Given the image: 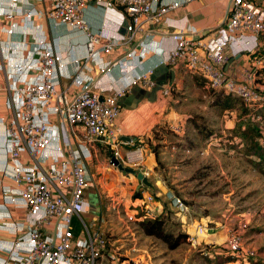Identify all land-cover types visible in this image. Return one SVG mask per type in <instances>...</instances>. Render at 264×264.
Wrapping results in <instances>:
<instances>
[{"label": "built area", "instance_id": "2783aa9c", "mask_svg": "<svg viewBox=\"0 0 264 264\" xmlns=\"http://www.w3.org/2000/svg\"><path fill=\"white\" fill-rule=\"evenodd\" d=\"M23 1V5L10 0L0 6V15L20 14L28 19L39 15L57 25H69L84 35V53L66 61L67 49L60 50L46 38L23 39V47L7 45L5 55L0 52V72L5 73L0 78V264H97L110 254L109 239L101 227L90 229L83 217L92 186L87 164L100 147L110 151L109 166H115L112 157L123 165L143 162L141 148H126L137 137L122 139L116 129L119 99L141 82L153 83L150 76L159 65L182 63L188 72L201 76L209 89L238 96L250 108L262 105L264 73L257 70L264 66V57L253 56L239 77L227 76L223 66L230 59V43L247 35L264 39V8L259 0H229L216 38L203 40L200 34L209 29L200 31L193 25L168 33L172 46L165 57L146 67L144 59L162 47L163 39L154 49L132 48L124 53L121 44L141 37L146 22L158 21L195 0H93L126 14V35L116 40L106 39L103 29L93 31L86 23L83 13L91 0ZM27 3L33 7L27 8ZM142 44L140 40L138 46ZM116 51L120 54L111 56ZM69 63L76 67L72 88L59 89L60 71ZM83 69L94 75L83 74ZM104 87L108 94L102 93ZM171 90L169 84L161 93L166 96ZM183 127L179 122L169 125L175 133H182ZM154 199L147 194L132 206L127 220L153 219ZM173 203L181 215L187 213L183 199L175 197ZM247 225L243 220L226 239V249L238 264L255 256L253 249L243 246ZM204 232L205 226L198 225L187 241L199 244ZM121 264L149 263L138 255Z\"/></svg>", "mask_w": 264, "mask_h": 264}, {"label": "rangeland", "instance_id": "374dc122", "mask_svg": "<svg viewBox=\"0 0 264 264\" xmlns=\"http://www.w3.org/2000/svg\"><path fill=\"white\" fill-rule=\"evenodd\" d=\"M65 49L71 48L67 46ZM191 90L186 87L185 91L178 92L180 95L184 92L185 95L179 97L175 104L177 109L182 114L191 111L204 113L213 121L218 132L226 135L227 128L234 126L235 115L229 117L228 114L217 116L211 113L206 108V99L200 100L197 91ZM179 120L185 122L183 117ZM164 124L169 129L168 123ZM154 128L147 137L153 136ZM147 137H143L141 145L135 143L126 147L131 150L141 148L143 162L124 166L143 172L150 182L157 181L165 191L159 197L162 204L165 201L163 216L167 219L168 229H174L175 232L188 230L187 225L180 220L181 214L174 203L169 208L167 205L168 200L180 197L196 212L193 215L204 218L207 230L199 238V244L192 245L186 241L174 250L168 249L159 239L145 236L133 221L127 220L123 203L124 199H128L127 203L130 204L141 180L135 174L109 166L110 151L100 147L87 164L92 186L83 212L85 217H92L90 204L95 205L98 216H93L96 219L89 228L101 227L109 239L110 254L103 255L97 264H120L138 255L144 256L149 264H216L215 252L225 255L229 231L243 220L248 222L243 234V246L255 251L252 259L264 262V176L252 169L234 150H226L220 144L217 146L221 142L201 146L194 151L171 153L166 150L160 153V161L155 160L156 166L152 168L147 162V155L151 151ZM223 137L221 140H224ZM159 150H162V145ZM198 169L207 172L206 177L194 176ZM168 192L169 198L166 197ZM129 209L134 210L132 205ZM75 225L79 227L80 223L75 221ZM202 250L206 251L202 253ZM229 257L234 258L231 255Z\"/></svg>", "mask_w": 264, "mask_h": 264}, {"label": "crops", "instance_id": "0c3cea01", "mask_svg": "<svg viewBox=\"0 0 264 264\" xmlns=\"http://www.w3.org/2000/svg\"><path fill=\"white\" fill-rule=\"evenodd\" d=\"M10 0H0V6L4 7L8 4ZM259 3L264 8V0H259ZM24 1L20 0L19 5H23ZM229 0H195L186 4H183L179 8L170 11L167 15L162 17L158 21H150L144 24V34L133 41V43H122L120 48L122 53L135 48L137 51L143 48L154 49L158 46L161 39H163L162 47L156 48L155 53H150L144 59V65L146 67L154 66L159 63L166 55L167 51L172 46V41L169 38L168 33L177 32L180 29L193 25L197 29L204 30L209 29V32L200 34L203 40H209L210 38L217 37V29L225 23L226 9L228 7ZM28 7H33L32 4H26ZM34 8L38 11L41 9L40 5H34ZM1 9V8H0ZM3 10H5L3 8ZM84 19L89 27L95 31L98 29H103L104 36L106 39L116 40L123 38L126 35L125 24L127 21L126 14L119 8H106L100 4H97L93 0L89 1L84 13ZM13 23V26L11 27ZM12 31V32H9ZM41 38H46V40L52 42L60 50H64L67 46L71 49L63 52V56L66 61H69L74 56H81L84 53V35L80 32H75L71 29L69 25H57L48 18L40 17L39 15H33L29 19L20 14H15L13 18H9L5 14L0 15V52L5 55V46L23 47L24 43L21 41L26 39L30 41L32 39L39 40ZM142 40L143 44L138 46V42ZM264 50V39H256L251 35L245 36L241 40L234 41L230 43L228 51L230 53V59L223 66V71L227 76L239 77L243 70L249 68L253 53L256 51L262 52ZM69 51V52H68ZM119 51L114 52L111 56H117L120 54ZM264 57V55H261ZM160 66V65H159ZM163 71H157L156 68L154 73L150 76V80L153 83H140L131 87L120 99L119 108L120 113L116 120V129L121 135L120 137L124 139L125 135H131L137 137L139 142H143V137L150 135L152 128L155 124H164L165 122L170 125L171 123H181L183 124L182 133H175L172 131L161 140L162 150H159V161L160 153L168 152L174 153L175 151H194L201 146H207L208 144L216 145L220 138H213L202 140L197 134H192L191 136L196 142V146L193 149L183 148L179 145L183 140L180 137L186 136L187 130V118L191 114H202L207 117L202 112L191 111L188 113H181L177 106L175 105L179 101V97L185 95L178 94V92L185 91L186 87L191 88L196 92V95L201 98L206 99L207 110L213 113V109L209 106L210 96L205 92L204 89H208L206 82L203 85L200 84L197 75L190 73L186 70V67L179 63L177 65H165ZM82 68V65H80ZM75 65L67 64L66 69L61 70V79L59 89L72 88L71 84L75 79ZM83 74L94 75L93 71L82 70ZM5 73L0 72V78L4 79ZM1 79V80H2ZM172 86V95H163L161 89L166 85ZM143 88L145 92H137V103L135 104L129 100L131 96L132 88ZM102 93L108 94L110 91L107 87H104ZM170 92V93H172ZM169 93V94H170ZM197 99L196 97H193ZM2 103V95L0 94V106ZM173 105V106H172ZM181 113V114H180ZM185 119L181 121V118ZM178 121H177V120ZM170 120L172 122L170 123ZM231 128V127H230ZM229 129V128H227ZM171 131V130H170ZM184 134V135H183ZM220 143L217 144V146ZM165 150V151H164ZM155 155L150 151L147 155V162L150 167L154 168ZM149 169V168H148ZM206 172H201L199 169L196 171L194 176L196 177H206L203 174ZM142 188V198H137L131 200L128 204V199H124V207L127 213L131 211L130 205H135L142 202L143 198L147 194L154 195L155 199L151 204L152 209L155 213L163 212L164 204L161 203L160 194H164L165 191L161 189L157 181H151V186L148 189L143 187L141 183L140 186H136V189ZM151 188V189H150ZM154 188V189H153ZM153 189V190H152ZM154 191V192H153ZM169 198V192L166 195ZM184 200V199H183ZM91 205L90 214L92 217H83L86 219L88 224L91 226L95 222V217L98 216L97 208L94 204ZM168 208L173 205V200L167 201ZM129 211V212H128ZM193 213L194 210L188 207L186 214L180 216V220L187 225V233L193 234L198 225L205 226V232L207 227L203 222L204 218H197ZM164 214V212H163ZM95 216V217H93ZM93 222V223H92ZM205 232L198 237H202ZM3 236V235H2ZM121 264V263H120Z\"/></svg>", "mask_w": 264, "mask_h": 264}, {"label": "trees", "instance_id": "16d2710c", "mask_svg": "<svg viewBox=\"0 0 264 264\" xmlns=\"http://www.w3.org/2000/svg\"><path fill=\"white\" fill-rule=\"evenodd\" d=\"M255 55H264V50L262 52L256 51L253 53V56ZM262 72L264 73V66L257 70V73ZM197 76L200 84L203 85L205 80L201 76ZM204 90L210 96L209 106L213 109V113L217 116L228 114L229 117L234 114V126L227 129L226 135H223L218 132V128L215 127L208 116L191 114L186 121V136L180 137L183 141L179 145L187 149L195 148L196 142L191 136L193 133L197 134L202 140L220 138V145L224 149L234 150L237 156H240L259 175L264 176V141L262 142L264 139V103L250 108L238 96L227 93L222 89L214 90L208 88ZM255 114L259 115V119H255ZM171 133L172 131L167 129L165 124L163 126L156 124L153 136L147 137V143H149L151 152L155 155L157 162L159 161V146L162 145L160 142L166 135ZM222 136L225 137H223L224 140H221ZM136 143L139 145L141 142L137 141ZM206 174L207 172L203 175L205 176ZM143 187L145 189L149 188L145 184H143ZM141 197L142 188L136 189L133 200ZM134 223L145 236L159 239L170 250L176 249L187 241L188 233L186 231L179 230L175 232L174 229H168L167 219L163 216V212L155 213L153 219L147 218L141 221H134ZM204 251L206 250L201 252L203 253ZM229 255L230 253L227 249H225V255L215 252L216 264H238ZM240 264H264V262L249 259L247 262Z\"/></svg>", "mask_w": 264, "mask_h": 264}, {"label": "water", "instance_id": "95a60500", "mask_svg": "<svg viewBox=\"0 0 264 264\" xmlns=\"http://www.w3.org/2000/svg\"><path fill=\"white\" fill-rule=\"evenodd\" d=\"M165 64H162L160 66H158V68L156 69L157 71H163L165 69ZM137 92H145L143 88H132L131 89V96H129V100H131L132 102H134L135 104L137 103L138 99H137ZM124 139H129V137H124ZM111 162L121 171H125L127 173L130 174H135L137 176L138 179L141 180V182L147 186H151V183L148 181V179L145 177V175L143 174V172L141 171H137L133 168L130 167H126L124 166L121 162H119L118 159L112 157L111 158Z\"/></svg>", "mask_w": 264, "mask_h": 264}]
</instances>
